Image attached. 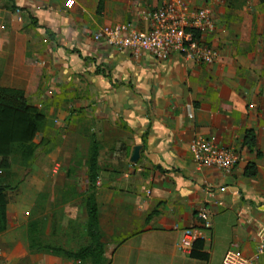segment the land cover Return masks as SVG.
Segmentation results:
<instances>
[{
  "label": "crops",
  "instance_id": "0c3cea01",
  "mask_svg": "<svg viewBox=\"0 0 264 264\" xmlns=\"http://www.w3.org/2000/svg\"><path fill=\"white\" fill-rule=\"evenodd\" d=\"M166 1L0 0V77L12 33L23 35L26 53L44 69L40 89L29 99L50 103L48 125L67 123L73 111L94 115L105 264H264V38L253 39L263 19L257 21L255 11L228 9L229 0H191L194 7L208 4L214 11L215 30L204 39L219 58L209 66L179 55L164 61L146 52L137 57L94 40L105 26L148 28L146 13ZM75 97L91 108L82 110L83 100ZM70 126L72 136H64L60 154H49L50 175L36 191V198L44 196V213L40 208L37 213L36 201L31 208L28 250L19 254L30 264H83L32 252L31 239L69 251L90 243L85 206V236L69 229L64 196L83 142L78 125ZM249 131L256 136L253 149L246 145ZM196 136L235 150L240 158L235 169L225 174L198 166L190 153ZM85 160L77 164L82 173ZM252 165L257 174L248 177ZM9 181L0 178V185ZM156 209L158 215L148 221ZM201 210L211 218L203 240L207 260L176 249L186 229L200 226ZM13 232L8 204L0 264L14 255L7 243Z\"/></svg>",
  "mask_w": 264,
  "mask_h": 264
},
{
  "label": "trees",
  "instance_id": "16d2710c",
  "mask_svg": "<svg viewBox=\"0 0 264 264\" xmlns=\"http://www.w3.org/2000/svg\"><path fill=\"white\" fill-rule=\"evenodd\" d=\"M49 36L51 34L47 31ZM44 69L38 61L25 51L23 35L12 33L10 50L6 66L0 77V172H8L15 165L17 156L21 157V165L31 166L34 154L38 149L35 142L41 132L46 117L33 104L29 97L40 89ZM90 146L85 160L88 188L83 193L87 214L86 234L89 245L77 251H69L60 247L43 245L39 238L30 240L32 252L52 254L74 262L91 264H105V244L100 227L99 205L97 201V183L99 178L98 159L100 144L94 133L89 136ZM246 145L253 149L256 146V136L252 131L247 132ZM257 174L255 166H249L246 171L248 177ZM72 171L68 173V178ZM8 187L0 185V234L7 230L8 218ZM154 210L147 218L151 220L158 215ZM203 241H199L191 257L207 260L208 255L203 252Z\"/></svg>",
  "mask_w": 264,
  "mask_h": 264
},
{
  "label": "built area",
  "instance_id": "2783aa9c",
  "mask_svg": "<svg viewBox=\"0 0 264 264\" xmlns=\"http://www.w3.org/2000/svg\"><path fill=\"white\" fill-rule=\"evenodd\" d=\"M68 5H72V2L69 1ZM146 19L148 28L144 30H138L131 24L105 26L95 34L94 40L104 41L137 57L146 52L160 61L179 55L209 66L218 60V49L204 39V34L214 31L216 27L210 5L194 7L191 0H167L161 7L148 11ZM190 153L198 166L215 168L225 174H230L240 160L232 148L219 146L202 136L192 140ZM198 220L200 226L186 229L176 244L179 253L191 255L195 245L204 240L205 230L211 227L210 214L201 210ZM260 253H264V245ZM236 255L241 254L236 251Z\"/></svg>",
  "mask_w": 264,
  "mask_h": 264
},
{
  "label": "rangeland",
  "instance_id": "374dc122",
  "mask_svg": "<svg viewBox=\"0 0 264 264\" xmlns=\"http://www.w3.org/2000/svg\"><path fill=\"white\" fill-rule=\"evenodd\" d=\"M227 4L228 9H246L248 11L257 12V21L260 20V18L263 19V21L261 22V29L259 28L260 26H255L253 39H257V37L264 38V0H229ZM256 24L257 23H255V25ZM54 99L55 98H53V100ZM29 100L31 104L35 105L41 111V113L45 115L46 121L42 126L40 134L38 135V149L34 154V160L31 163V166H22L21 157L17 156L13 170L7 172L6 174L0 175L2 181L10 179L9 183H6L5 186L9 188L7 195L9 200L10 218L14 229L13 235H11V237L9 235L10 239H8L9 237L7 238V243L12 244L14 255L8 257L5 264H30V258L28 256L19 257V254H21L25 249L26 251L28 250V220L32 217V215H34L31 214V208L36 201L37 213H39V208L42 213H44V196L41 198H36V191L44 187L46 180L50 175L53 165L50 158L48 157L49 154L54 150H57V153L60 154L62 152V147H64V136H72L70 134L71 130H68L70 125H78L79 133L83 138V142H81L79 145L73 164V173L72 176L68 178L64 197L69 202L67 205L68 208L66 210H68L69 214L70 231L77 229L79 235L81 234L83 237L85 236L84 220L86 215L84 209L85 205L83 191L88 188V184L86 173H82L77 164H80L82 160L86 158L87 151L90 146L89 136H91L93 133L92 129L95 123L94 115L90 113L87 114L86 111H79L77 115H73L75 113V111H73L70 113L69 121L67 123L66 121L62 122L60 120H54V124L56 126L52 127L48 125L47 119L48 111L50 110V108H47V106L50 103L44 101L38 102L37 98L33 97H31ZM58 100L59 99L56 97L55 101ZM72 100H78L80 103V101L83 99L75 97L72 98ZM51 103L55 104L56 102L52 101ZM81 103L82 110H85V108H91V103H87L85 100H83ZM73 130L74 129H72V131ZM66 220L67 219H65V221ZM21 224H23V226ZM85 244L86 241L80 245L82 247L85 246Z\"/></svg>",
  "mask_w": 264,
  "mask_h": 264
},
{
  "label": "water",
  "instance_id": "95a60500",
  "mask_svg": "<svg viewBox=\"0 0 264 264\" xmlns=\"http://www.w3.org/2000/svg\"><path fill=\"white\" fill-rule=\"evenodd\" d=\"M139 151H140V147H137L136 150H135L134 158H133L134 161L138 159V157H139Z\"/></svg>",
  "mask_w": 264,
  "mask_h": 264
}]
</instances>
